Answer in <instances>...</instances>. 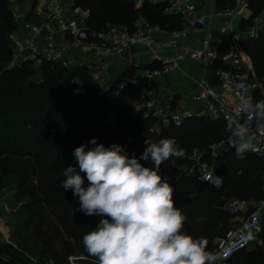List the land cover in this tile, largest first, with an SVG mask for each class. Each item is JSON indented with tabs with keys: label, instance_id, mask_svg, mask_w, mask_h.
Returning a JSON list of instances; mask_svg holds the SVG:
<instances>
[{
	"label": "trees",
	"instance_id": "1",
	"mask_svg": "<svg viewBox=\"0 0 264 264\" xmlns=\"http://www.w3.org/2000/svg\"><path fill=\"white\" fill-rule=\"evenodd\" d=\"M76 1L89 11L86 24L93 30L115 25L130 29L137 17L131 2ZM263 7L264 0H254L257 11ZM140 13L151 25L166 30L178 29L182 23L180 17L164 15L161 4L145 3ZM15 29L8 4L0 0V161L4 171L9 170L7 179L1 180L4 184L0 183V196L7 188L28 186V195L33 198L18 210L13 233L15 248L0 247V264H9V260L15 264H69L70 256L81 257L78 264H97V258L86 252L82 237L103 217L99 216L97 222L85 215L72 190L64 191L60 186L65 179L64 168L78 167L74 149L82 144L92 148L94 145L88 143L92 138L106 147L122 145L130 158L141 156L147 139H175L184 155L165 161L160 174L172 185L175 206L186 216L184 230L193 237H203L208 251L215 239L234 228L233 215L224 209L227 202L264 200V162L249 152L237 157L234 150L222 151L210 160L222 179L218 190L181 170L193 149L230 135L227 121L188 118L179 127L151 133L150 120L131 107H119L114 124H109L108 93L101 92L84 70L45 64L44 81L33 84L27 80V65L16 73L6 68L11 57L8 35ZM241 45L252 59L258 80L264 81V29L256 40ZM140 162L154 167L151 161ZM81 175L88 186L86 175ZM253 210L250 206L249 211ZM260 238L262 246L237 253L230 264H264V218ZM30 241L26 247L25 242ZM56 244H61V249L57 250Z\"/></svg>",
	"mask_w": 264,
	"mask_h": 264
},
{
	"label": "built area",
	"instance_id": "2",
	"mask_svg": "<svg viewBox=\"0 0 264 264\" xmlns=\"http://www.w3.org/2000/svg\"><path fill=\"white\" fill-rule=\"evenodd\" d=\"M129 2L130 0H115ZM198 0H137L139 9L147 2L150 5H163V14L180 17L181 27L169 31L158 25H151L141 16H137L130 29L108 26L104 30L90 29L86 21L89 11L77 4L76 0H5L16 29L8 35L11 57L7 69H20L27 65L30 74L28 82L41 84L44 81L45 64L59 65L66 69L80 68L101 92L108 93L107 102L111 106L107 122L114 124L118 104L132 98V106L140 112L143 119L150 120V132L159 133L163 129L179 127L191 117L222 118L229 122L236 119L237 108L248 99L259 101L254 92L264 89V84L257 81L246 71L239 51V37L231 33L229 24H221L217 38L213 42L210 36L200 40L197 47L179 46L180 39L190 33L201 32L206 27L203 16L197 15L194 4ZM254 1V0H249ZM249 9V2L225 10V16L242 17ZM35 18L37 22L30 23ZM264 29V12L256 18L246 32V37L256 40ZM158 34L160 37H156ZM169 35L164 41L161 36ZM137 45L172 49L171 57H158V69H144L138 77H125L111 83L110 58L125 49ZM188 60L201 64H212L216 84L222 93L218 95L213 88L201 86L192 97L195 101H204V106L195 112L179 111L172 108L173 95L169 94L164 102L155 91V80L168 72L179 69L181 61ZM141 89L142 95L134 97L133 91ZM227 96L232 98L231 101ZM131 99V100H132ZM246 116L242 114V122ZM256 128V124H252ZM254 148L249 153L264 162V135L257 134ZM235 150L231 135L209 144L204 148L193 149L186 157L182 172L194 175L198 182L213 189H220L222 179L216 174L210 160L222 151ZM245 154V153H244ZM243 203L230 200L224 209L231 215H238ZM264 218V200L253 211H246L240 224L224 237L216 239L210 252L220 259L216 264H230L237 253L248 250L251 245L262 246L260 241L261 223Z\"/></svg>",
	"mask_w": 264,
	"mask_h": 264
},
{
	"label": "clouds",
	"instance_id": "3",
	"mask_svg": "<svg viewBox=\"0 0 264 264\" xmlns=\"http://www.w3.org/2000/svg\"><path fill=\"white\" fill-rule=\"evenodd\" d=\"M236 115L226 131L239 155L253 150L257 134L264 135V99L245 100ZM88 143L94 146L74 149L78 167L64 168L60 186L79 198L85 215L103 217L82 237L97 264H216L220 257L207 250L206 240L184 230L186 216L175 206L172 185L160 174L165 161L184 155L175 139H147L139 158H130L120 144L106 147L96 138ZM141 160L151 161L154 167L144 166ZM81 173L86 175L87 187Z\"/></svg>",
	"mask_w": 264,
	"mask_h": 264
},
{
	"label": "crops",
	"instance_id": "4",
	"mask_svg": "<svg viewBox=\"0 0 264 264\" xmlns=\"http://www.w3.org/2000/svg\"><path fill=\"white\" fill-rule=\"evenodd\" d=\"M135 1L130 0L133 8L137 11V16H141L140 10L135 8ZM243 2H249V9L244 12L242 17L233 16L231 18L225 16L223 13L225 10L232 9L239 6ZM148 4L147 2H145ZM144 3V4H145ZM150 5V4H149ZM159 5V4H157ZM194 10L197 15L203 16L206 22V27L201 32H195L188 34L185 38L179 40V46H191L197 47L201 39L206 36H210L211 40L214 42L217 38V33L219 31L221 24H229L231 27V33L238 35L239 37V51L241 53L242 59L244 61V67L251 77L256 78L254 65L251 57L242 48V42L249 41L246 37V32L251 26L253 21L260 17L264 12V7L257 11L254 8V1L249 0H198L194 4ZM143 18V17H142ZM34 22H37L35 18H32ZM182 24V23H181ZM181 27V26H180ZM176 30V29H174ZM173 31V30H169ZM156 37H160L155 34ZM161 39L168 41L170 39L169 35L161 36ZM121 54V53H120ZM120 54L114 55L110 58L109 74L111 83L125 77H138L141 75L144 69H158L160 67L159 62L156 60L158 57H171L174 52L172 49H160L159 47H147L145 45H137L133 47V51L129 54V59L125 60L120 56ZM261 81V80H260ZM259 81V82H260ZM201 86H207L214 89V91L220 95L222 90L220 86L216 84L214 77V67L212 64H201L196 62H191L188 60L181 61L180 67L177 70L168 72L165 76L159 77L155 80V91L157 92L158 98L163 103L166 97L171 94L173 95L172 108L179 111H197L204 106V101H195L192 97L198 92ZM143 91L141 89H136L133 91L134 97L141 96ZM256 98H264V89L254 92ZM128 98L118 104L119 107H131L133 99ZM229 101L232 100L230 96H227ZM191 118H208V117H191ZM188 119V118H187ZM209 120H223L222 118H208ZM225 121V120H224ZM231 135V134H230ZM234 141V138H233ZM254 142V139L252 143ZM235 151V150H234ZM237 157H242L243 154H237ZM263 201V200H261ZM243 201L241 205V211L238 215L234 216L231 222L234 228L235 220L237 221L240 217V222L245 216V212L250 210V206L254 209L261 202ZM235 223V224H234ZM233 228V229H234ZM261 245L263 244L260 238ZM216 242V239L213 242ZM253 246H257L254 244ZM255 247V248H256ZM249 251V250H248Z\"/></svg>",
	"mask_w": 264,
	"mask_h": 264
},
{
	"label": "rangeland",
	"instance_id": "5",
	"mask_svg": "<svg viewBox=\"0 0 264 264\" xmlns=\"http://www.w3.org/2000/svg\"><path fill=\"white\" fill-rule=\"evenodd\" d=\"M34 20H30V23H33ZM117 26V25H115ZM120 28H125L123 26H117ZM257 78V76H256ZM258 79V78H257ZM260 81V80H259ZM264 84V81H260ZM108 100V98L106 99ZM9 170L4 171V163L3 161H0V183L4 184L2 179H7ZM15 184V183H13ZM87 187V185H84ZM29 187L28 186H22L19 189L16 187H10L4 190V193L2 196H0V247L5 250H10L15 248L14 241H16V238L13 237L14 229L15 227V218L18 210L21 208L22 205L28 204L31 200H33L30 195H28ZM76 202H78L79 198L74 197ZM94 221H99V215L92 216ZM241 217L236 221L235 225L240 224ZM45 226H41V230H45ZM14 240V241H13ZM30 242H25V246L29 247ZM55 244V243H54ZM263 245V244H262ZM256 246L251 245V247L248 250H253ZM57 250L61 249V244H56ZM248 250H244L245 252ZM81 257L77 256H70L67 258V262L69 264H78L77 262L80 260ZM9 264H15L12 261H8ZM33 264H36L35 262ZM50 264V263H48Z\"/></svg>",
	"mask_w": 264,
	"mask_h": 264
},
{
	"label": "water",
	"instance_id": "6",
	"mask_svg": "<svg viewBox=\"0 0 264 264\" xmlns=\"http://www.w3.org/2000/svg\"><path fill=\"white\" fill-rule=\"evenodd\" d=\"M131 51H133V48L130 49V50L129 49H125V50H123L121 52L120 56L122 58H124L125 60H128L129 59V54H130ZM18 69H19L18 67H14V68L11 69V72L16 73L18 71Z\"/></svg>",
	"mask_w": 264,
	"mask_h": 264
}]
</instances>
